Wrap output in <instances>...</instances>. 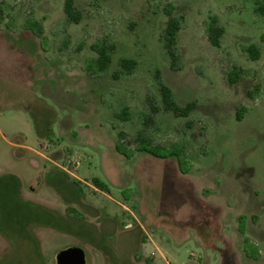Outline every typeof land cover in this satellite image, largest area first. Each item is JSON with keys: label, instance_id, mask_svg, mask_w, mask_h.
I'll return each mask as SVG.
<instances>
[{"label": "rangeland", "instance_id": "rangeland-1", "mask_svg": "<svg viewBox=\"0 0 264 264\" xmlns=\"http://www.w3.org/2000/svg\"><path fill=\"white\" fill-rule=\"evenodd\" d=\"M63 3L0 0V179L14 176L25 215L37 211L21 226L0 222V264H56L69 245L86 264H264V15L251 0H74L76 23ZM165 7L184 16L179 69L162 47ZM211 14L225 28L220 46L204 31ZM97 38L115 45L103 71L91 59ZM121 57L137 67L115 78ZM233 69L242 73L229 82ZM159 79L178 103L195 99L187 117L163 110ZM124 105L129 120L116 116ZM138 129L152 144H183L181 170L175 157L136 151Z\"/></svg>", "mask_w": 264, "mask_h": 264}, {"label": "trees", "instance_id": "trees-1", "mask_svg": "<svg viewBox=\"0 0 264 264\" xmlns=\"http://www.w3.org/2000/svg\"><path fill=\"white\" fill-rule=\"evenodd\" d=\"M253 3V8L258 14L264 15V0H251ZM1 9V6H0ZM63 11L65 14L66 21L70 22H80V20L84 17L83 9L74 4V0H64L63 3ZM164 13L168 16L166 23L161 32V40L162 47L164 51L170 58L171 67L174 69H179L178 61L180 60L179 52L177 49V33L181 28L184 16L182 14L174 15L169 7L164 8ZM39 31L37 32V36L41 32L40 26L37 27ZM205 34L210 41V43L214 46H220V39L225 31V28L222 24H219V19L216 14L209 15L208 20H205L204 25ZM90 48L94 51V56L91 57L93 64L96 67L97 71L106 70L111 62L112 53L115 51V45L112 41L105 38H97L91 44ZM244 51H246L252 59H257L259 57V46L256 43H249L242 47ZM137 59L134 57H121L118 60V68L113 71V76L115 78L120 75H129L132 74L137 67ZM242 73L240 69H233L232 72L229 73L228 81L234 82L236 81ZM158 90L160 93L161 106L164 111L171 112L174 116L187 117L190 111H192L196 107L195 99L189 100L184 104H180L176 101L173 96L171 88L164 83L162 80H158ZM152 111H157L159 109L158 106H150ZM242 109V110H241ZM237 110V117L240 119L242 112L245 108L242 107ZM146 114V113H145ZM116 116L122 120H129L130 113L128 112V106L124 105V107L116 112ZM144 122L150 119L149 115H144ZM192 120L187 119L184 122L186 127L191 126ZM122 138L123 132L121 130L117 131V138L115 142V148L118 152L126 155L123 147H122ZM135 144L134 149L136 151H146L155 156L159 157H175L178 167L181 170V158L180 155H183L184 145L179 142L171 143L167 146H159L157 144H152L151 140L146 136L144 130L138 129L135 132V136L133 138ZM124 146V144H123ZM161 150V154L157 152V150ZM187 171V170H186ZM9 181L12 183L14 197L6 194L7 198L5 199V203L10 206L7 207L4 202H0V222L4 223L5 226L10 227L13 222H16L21 226L23 223H27L29 220H37V211L30 209V213L34 215V219L32 216L25 215L27 209H25V201H22L18 196V188L19 183L18 180L14 176H10ZM79 181V180H78ZM92 183L95 187L102 190L108 189V184L101 179L93 178ZM10 182L4 183L0 179V192L5 186L10 185ZM5 193V192H4ZM12 193V194H13ZM20 199H18V198ZM31 202V201H29ZM70 209V207H67ZM75 212L80 213L76 208L72 207ZM10 214H17L18 216L15 219H12ZM41 220H48L47 218Z\"/></svg>", "mask_w": 264, "mask_h": 264}, {"label": "water", "instance_id": "water-1", "mask_svg": "<svg viewBox=\"0 0 264 264\" xmlns=\"http://www.w3.org/2000/svg\"><path fill=\"white\" fill-rule=\"evenodd\" d=\"M56 264H86V252L78 245L63 247L55 253Z\"/></svg>", "mask_w": 264, "mask_h": 264}, {"label": "crops", "instance_id": "crops-1", "mask_svg": "<svg viewBox=\"0 0 264 264\" xmlns=\"http://www.w3.org/2000/svg\"><path fill=\"white\" fill-rule=\"evenodd\" d=\"M24 34H25V36H24ZM22 35L24 36V37H21V39H27V38H29L30 37V30L28 29V28H26V29H24V32H22ZM0 37H1V35H0ZM14 40V39H13ZM22 41H24V40H22ZM29 69V72L27 73V77H28V79H27V81L26 82H32V79L34 80V78H32L31 77V75H32V71L30 72V68L28 67L27 68V70ZM30 77H31V79H30ZM31 80V81H30ZM25 81V80H24ZM20 82H23L22 80H20Z\"/></svg>", "mask_w": 264, "mask_h": 264}]
</instances>
